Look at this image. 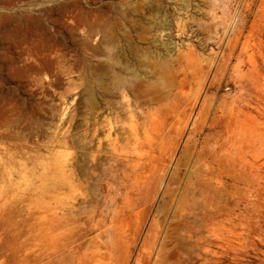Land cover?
I'll list each match as a JSON object with an SVG mask.
<instances>
[{"label":"rangeland","instance_id":"1","mask_svg":"<svg viewBox=\"0 0 264 264\" xmlns=\"http://www.w3.org/2000/svg\"><path fill=\"white\" fill-rule=\"evenodd\" d=\"M74 1L0 0V264H264V0H143L152 95L94 116L16 73Z\"/></svg>","mask_w":264,"mask_h":264},{"label":"crops","instance_id":"2","mask_svg":"<svg viewBox=\"0 0 264 264\" xmlns=\"http://www.w3.org/2000/svg\"><path fill=\"white\" fill-rule=\"evenodd\" d=\"M115 1L114 4L86 6L74 1L59 6L64 13H73L71 25L64 24L71 32V42L63 43L62 51L53 59H40L37 63L19 66L16 73L46 79L49 88L42 92L47 97L53 96L55 91L61 98H72L73 102L79 97L78 105L86 106L90 116L103 106L116 107L125 95L134 98L142 108L144 96L152 95L145 94L143 88V56L125 57L120 43L128 41L131 50L137 52L141 49L142 53L143 44L139 41L143 40V0H136L135 4H129L128 0ZM126 26L134 27V38L126 31L125 34L119 32ZM97 33H101L103 39L96 43ZM77 112L85 113L84 110Z\"/></svg>","mask_w":264,"mask_h":264},{"label":"bare ground","instance_id":"3","mask_svg":"<svg viewBox=\"0 0 264 264\" xmlns=\"http://www.w3.org/2000/svg\"><path fill=\"white\" fill-rule=\"evenodd\" d=\"M132 161H133V160H132ZM134 162H135V161H134ZM134 162H133V163H134ZM146 165H147V164H146ZM144 170H145V169H144ZM140 176H141V175H140ZM138 177H139V176H138ZM139 178H141V177H139ZM150 181L153 182V179L150 178V179H149V182H150ZM149 185H150V184H149Z\"/></svg>","mask_w":264,"mask_h":264}]
</instances>
